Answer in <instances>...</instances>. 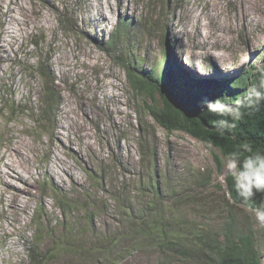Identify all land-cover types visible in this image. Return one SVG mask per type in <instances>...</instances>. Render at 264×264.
I'll list each match as a JSON object with an SVG mask.
<instances>
[{
	"label": "rangeland",
	"instance_id": "374dc122",
	"mask_svg": "<svg viewBox=\"0 0 264 264\" xmlns=\"http://www.w3.org/2000/svg\"><path fill=\"white\" fill-rule=\"evenodd\" d=\"M122 19L133 25L129 22L126 35L108 46ZM263 46L264 0H0V264H28L37 206L46 207L49 229L56 227L61 215L50 184L88 200L92 224L80 208L65 221L74 227L75 240L89 245L117 230V207L108 191L116 189L117 174L135 187L136 120L149 102L128 82L122 64L128 58L160 71L166 53L188 78L222 82L255 69ZM39 62L52 70L59 92L50 125L35 110L43 85ZM145 116L155 129L161 164L169 158L182 166L208 167L225 185V157L220 155V168L213 158L218 149L185 131L168 132ZM115 164L118 170L102 178V168ZM240 204L264 264V226L250 202ZM62 234L68 236L62 231L58 237ZM154 257L153 251L138 249L118 264H154ZM44 264L95 263L61 253Z\"/></svg>",
	"mask_w": 264,
	"mask_h": 264
},
{
	"label": "trees",
	"instance_id": "16d2710c",
	"mask_svg": "<svg viewBox=\"0 0 264 264\" xmlns=\"http://www.w3.org/2000/svg\"><path fill=\"white\" fill-rule=\"evenodd\" d=\"M129 22L127 19L119 22L108 46L126 35ZM129 25H133L132 21ZM135 62L128 58L122 63L128 82L134 91L148 96L149 102L144 104L142 116L139 112L136 120L139 173L135 187L130 183L124 185L117 174L116 189L108 191L117 207V230L105 232L89 245L75 240L74 227L65 221L80 208L92 224L88 200L78 201L69 192L50 184L48 189L61 216L54 222L55 229H49L52 220L46 215V207L40 205L33 209L34 244L27 247L28 264H44L61 253L88 256L95 264H118L125 254L138 249L153 251L154 264H262L254 227L246 215V207L240 204L229 173L223 186L213 179L211 168L182 166L169 158L161 164L156 132L145 115L168 132L185 131L218 149L213 155L217 168L221 167L220 155L226 157L244 142L250 143L254 150L264 151V103L252 109L243 108L236 127L224 135L212 127L211 121L218 117L204 109L205 101L217 98L233 104L249 85L258 82L256 69L264 63V46L255 69L222 82L188 78L182 66L169 61L166 53L160 59V71L145 69L143 64ZM38 70L43 85L40 105L35 110L39 120L50 125L58 107L59 92L49 66L39 62ZM118 168L116 164L113 169L102 168L101 177H111V172L115 173ZM89 176L96 179L90 173ZM101 186L105 191L104 185ZM262 203L264 193H257L250 209L255 210ZM62 231L68 236L58 237ZM46 240L48 244L43 246Z\"/></svg>",
	"mask_w": 264,
	"mask_h": 264
},
{
	"label": "clouds",
	"instance_id": "9594fccd",
	"mask_svg": "<svg viewBox=\"0 0 264 264\" xmlns=\"http://www.w3.org/2000/svg\"><path fill=\"white\" fill-rule=\"evenodd\" d=\"M256 70L259 73L258 82L249 85L235 103H225L222 98L204 102L205 112L218 117L211 124L221 135L236 127L235 122L242 118L243 108L252 109L264 103V63ZM242 153L248 155L242 156ZM224 166L242 202H253L257 193H264V151L254 150L250 143L244 142L240 149L230 152L224 158ZM255 215L257 222L264 226V203L255 209Z\"/></svg>",
	"mask_w": 264,
	"mask_h": 264
},
{
	"label": "bare ground",
	"instance_id": "6f19581e",
	"mask_svg": "<svg viewBox=\"0 0 264 264\" xmlns=\"http://www.w3.org/2000/svg\"><path fill=\"white\" fill-rule=\"evenodd\" d=\"M12 150H14L16 153H18V154H23L22 153V151L18 148V147H14V146H12ZM6 164V163H5ZM16 198V197H15ZM13 199V198H12ZM16 200V199H15ZM13 202V201H12ZM16 209V208H15ZM15 209L13 208L12 210H13V212H16L15 211ZM18 211V210H17ZM16 218H18V217H16Z\"/></svg>",
	"mask_w": 264,
	"mask_h": 264
}]
</instances>
